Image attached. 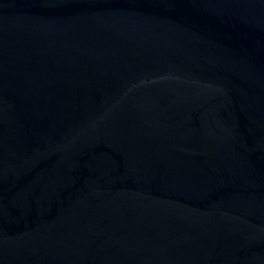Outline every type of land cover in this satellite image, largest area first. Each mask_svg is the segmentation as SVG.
<instances>
[{
	"label": "water",
	"instance_id": "1",
	"mask_svg": "<svg viewBox=\"0 0 264 264\" xmlns=\"http://www.w3.org/2000/svg\"><path fill=\"white\" fill-rule=\"evenodd\" d=\"M0 264H264V0H0Z\"/></svg>",
	"mask_w": 264,
	"mask_h": 264
}]
</instances>
